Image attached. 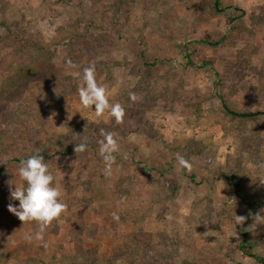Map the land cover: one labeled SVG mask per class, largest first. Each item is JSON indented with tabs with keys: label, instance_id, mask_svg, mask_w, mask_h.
I'll return each mask as SVG.
<instances>
[{
	"label": "rangeland",
	"instance_id": "rangeland-1",
	"mask_svg": "<svg viewBox=\"0 0 264 264\" xmlns=\"http://www.w3.org/2000/svg\"><path fill=\"white\" fill-rule=\"evenodd\" d=\"M222 4L215 10L213 0H0V35L16 26L41 34L56 51L45 74L13 88V71L32 51L0 43V264H77L81 220L97 223L96 236L87 237L86 228L82 239L98 249L101 264H264V224L249 215L264 209V115L232 116L220 98L236 111H264V0ZM187 46L195 65L187 64ZM156 58L144 76V64ZM90 64L109 102L125 108L122 123L81 104L77 89ZM111 125L124 137L106 177L98 141L101 127ZM37 153L67 210L43 242H29L25 233L38 225H23L9 211L19 201L10 199L8 181L12 174L19 181L20 162ZM236 214L248 217L245 248ZM143 231L144 249L109 259L119 248L130 251L125 246Z\"/></svg>",
	"mask_w": 264,
	"mask_h": 264
},
{
	"label": "clouds",
	"instance_id": "clouds-1",
	"mask_svg": "<svg viewBox=\"0 0 264 264\" xmlns=\"http://www.w3.org/2000/svg\"><path fill=\"white\" fill-rule=\"evenodd\" d=\"M68 63L69 65L72 64L71 61ZM82 80L83 83L77 91L83 107L94 109L97 116H102L105 111H108L117 124L122 123L125 108L119 102H109L106 88L97 82L94 65L90 64L83 68ZM129 97L133 102L139 99L134 92H130ZM101 136L103 139L98 143L100 156L105 163L103 174L109 177L112 175V165L116 161V153L120 151V146L115 133L101 130ZM86 148L87 142H81L76 144L75 152L77 154L84 152ZM177 162L188 171L193 168V164L179 154L177 155ZM17 174L19 181H15L14 174H12L13 179L8 181V185L10 199L19 201V204L9 203L8 209L23 222V225L28 222L37 223L38 228L34 233H25L27 241L43 242L47 228L67 210V204L62 201V192L55 183L56 176L40 153L29 155L26 159H23L20 162ZM124 199V197H121L120 202H123ZM261 213H264V209L255 214L249 213V215L253 217L255 223L259 221L264 224V215ZM113 215L115 219H119L115 213ZM247 219V216L237 214L234 217L236 224L241 226ZM44 246H47L46 242Z\"/></svg>",
	"mask_w": 264,
	"mask_h": 264
},
{
	"label": "trees",
	"instance_id": "trees-1",
	"mask_svg": "<svg viewBox=\"0 0 264 264\" xmlns=\"http://www.w3.org/2000/svg\"><path fill=\"white\" fill-rule=\"evenodd\" d=\"M120 3V2H119ZM116 4V3H115ZM118 7V6H117ZM225 6L222 4V0H213V8L215 10H220L223 9ZM117 12L119 10V13L122 14L123 10L116 9ZM237 28L236 25H231L229 29L235 30ZM8 34L6 36L0 35V43L1 44H7L11 47H15L17 52H26L28 50H31V56L27 61H24L23 63L19 64V66L13 71V75H17V80L12 81L11 80V87H15L20 85V83L24 79H29V77H33L34 79L40 78L43 74L46 73V70L50 68V65L52 64L53 57L56 55V51L51 48L49 44H46L43 42L41 35L39 33H28L26 30L21 29L18 30L16 26H11V28H8ZM225 39V36L223 37ZM222 40V38H221ZM187 64L188 65H195V62L192 59V55L194 52V48L187 46ZM158 59L156 58L155 60L151 62H146L144 64V67L142 68V73L144 76H149L151 74L152 68L156 65ZM202 63L204 65L211 64L209 60H203ZM11 75V76H13ZM224 107L227 109V111L232 115V116H237L243 119H255L258 118L261 115H264V111H236L231 109L228 104H226L225 100L223 99L222 96H220ZM12 116L13 118H17L18 116V111L14 108L13 109ZM8 119V116H6ZM11 119V118H10ZM9 122V120H7ZM101 130L107 131V132H113L116 135V138L118 141L123 140L124 134L120 130H115L111 126H106V127H101ZM120 131V132H118ZM29 132L32 133L33 131L29 129ZM31 138V135L28 136ZM0 139L2 137L0 136ZM90 145H93V142H91ZM4 171V167L1 165L0 166V173ZM224 178L227 181H230V178L228 175H225ZM240 183L236 182L234 184V187L236 190H238ZM19 204V203H18ZM252 207V206H251ZM82 217V212L79 213ZM239 230H241V233L244 237L243 239V244L244 248L246 243L250 241V233H249V225L246 220V222L241 226L236 224ZM88 228L87 232L85 229ZM96 231H97V223H92L90 225L86 224L83 220H81V230H79L76 235L77 238L75 239V250L77 254V264H101L99 260V251L96 247H86L83 242V233L86 232L87 237L93 238L96 236ZM136 238H134V246H129L128 244L125 246L126 248H131L130 251H127L126 249L119 248L115 250L113 255L110 256L109 259L111 260H117V259H122L125 257V255H129L130 253L133 252V254L137 251H140L144 248H142V242L143 239L146 240V237L148 234H146L144 231L140 232L139 234L135 235ZM137 250L136 252H134ZM246 251H249L246 249ZM257 260L261 259L259 256H255Z\"/></svg>",
	"mask_w": 264,
	"mask_h": 264
}]
</instances>
